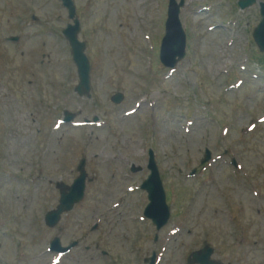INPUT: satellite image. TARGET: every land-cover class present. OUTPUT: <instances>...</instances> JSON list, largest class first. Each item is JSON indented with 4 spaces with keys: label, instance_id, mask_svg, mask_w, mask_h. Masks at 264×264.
I'll use <instances>...</instances> for the list:
<instances>
[{
    "label": "rangeland",
    "instance_id": "obj_1",
    "mask_svg": "<svg viewBox=\"0 0 264 264\" xmlns=\"http://www.w3.org/2000/svg\"><path fill=\"white\" fill-rule=\"evenodd\" d=\"M182 1L185 56L170 72L158 59L168 0H73L92 68L80 97L60 2L0 0V264H148L152 252L156 264H186L203 246L222 264H264V53L251 37L258 6ZM64 111L91 124L51 129ZM205 149L215 161L188 177ZM149 150L168 193L160 231L141 218L146 193L135 187ZM82 158L91 179L84 197L48 228L54 185L71 184ZM55 237L78 245L58 257L47 251Z\"/></svg>",
    "mask_w": 264,
    "mask_h": 264
},
{
    "label": "water",
    "instance_id": "obj_2",
    "mask_svg": "<svg viewBox=\"0 0 264 264\" xmlns=\"http://www.w3.org/2000/svg\"><path fill=\"white\" fill-rule=\"evenodd\" d=\"M63 5L68 8L69 17L72 18L74 14L73 7L70 0H62ZM254 3V0H240L239 6L241 8L247 7ZM182 5H176L173 0H170L168 7V19L166 21V33L162 41L160 50V59L167 66L171 67L176 62V59H180L184 54V36L178 21V9ZM260 15L261 21L257 28L254 30L253 38L261 51H264V4H260ZM77 24L74 27H68L63 33L69 41V44L73 52V60L76 63L79 86L77 91L79 94L83 90L88 89V63L83 55V44H80L76 40ZM121 97H118L115 102L118 103ZM80 176L74 181L71 188L61 189V198L59 206L55 212L48 213L46 220L48 226L58 220V215L64 211L71 209L72 205L82 197L83 192V181L85 174L82 166L79 167ZM152 177L147 180L143 188L149 193L148 199L150 204L145 209V215L152 219L154 224L159 229L168 217V210L164 204L163 197L161 194L156 192V182H152ZM157 216V219L155 218ZM212 251L210 249H202L199 252H195L191 255L193 261L199 264H217L208 260Z\"/></svg>",
    "mask_w": 264,
    "mask_h": 264
}]
</instances>
